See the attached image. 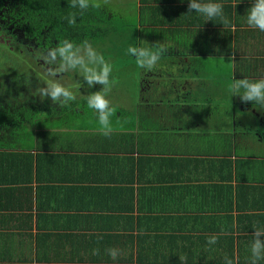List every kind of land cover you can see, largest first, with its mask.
<instances>
[{
	"label": "crops",
	"instance_id": "0c3cea01",
	"mask_svg": "<svg viewBox=\"0 0 264 264\" xmlns=\"http://www.w3.org/2000/svg\"><path fill=\"white\" fill-rule=\"evenodd\" d=\"M98 2L135 26L125 38L166 46L164 64L139 80L115 67L110 136L85 101L102 86L74 82L80 102L53 127L31 141L0 131V264H248L264 227V110L228 86L264 78L252 0H223L232 26L189 13L188 0Z\"/></svg>",
	"mask_w": 264,
	"mask_h": 264
},
{
	"label": "clouds",
	"instance_id": "9594fccd",
	"mask_svg": "<svg viewBox=\"0 0 264 264\" xmlns=\"http://www.w3.org/2000/svg\"><path fill=\"white\" fill-rule=\"evenodd\" d=\"M98 0H71V7L79 10L78 13H71L67 17L69 24H75L77 15L90 7L99 8ZM189 13L203 17L205 21L219 19L224 26H232L224 15L223 0H188ZM246 25L259 32H264V0H252L245 16ZM166 46H158L152 50L147 42L144 46H129L126 55L134 58L137 67L143 72H154L162 68L161 60ZM46 64L55 65V69L49 72L50 76L57 73H74L82 77L83 81L91 88L95 84L101 85L99 91H95L85 97L87 107L91 109L98 122V131L105 137L110 136L114 131L112 118L115 114L107 98L111 92L114 80L112 79L113 67L105 59L104 55L88 41L76 43L65 39L60 41L56 47L47 50L42 57ZM231 96H239L242 102H250L254 108L264 110V78L234 79L228 86ZM39 95L49 98L54 104L67 105L76 100L73 90L55 79L48 80L46 86L41 88ZM253 239L248 247V264H259L264 260V227L254 229ZM208 245H215L217 237L211 236L207 241ZM107 255L116 260L120 255L117 248L106 249ZM99 254L98 249L93 250V255ZM224 264H235V261L227 256Z\"/></svg>",
	"mask_w": 264,
	"mask_h": 264
},
{
	"label": "trees",
	"instance_id": "16d2710c",
	"mask_svg": "<svg viewBox=\"0 0 264 264\" xmlns=\"http://www.w3.org/2000/svg\"><path fill=\"white\" fill-rule=\"evenodd\" d=\"M78 11L71 7V0H0V33L10 38L15 50L30 47L33 54L44 62L42 57L46 55L47 50L56 47L62 40L69 39L76 43L88 41L97 47L101 45L103 37L115 33L112 23L121 25L123 35L128 28H135L115 20L112 22L101 7H90L82 15H77L75 24H69L67 22L69 14ZM99 35L100 39L97 38ZM126 40L128 46H139L140 42H133L127 38ZM124 48L128 49L126 46ZM3 53L4 51L0 55H4ZM161 64H164L162 60ZM47 65L55 68V65ZM11 74L14 76V72ZM15 83V78L10 80L5 77L4 85L0 86V131L7 132L6 136L15 141V136L26 141L33 140L35 131L53 127L54 117H60L63 112H72L71 108L80 102L79 94L75 101L63 105L58 111L59 106L46 107L40 102V97L33 93L35 89L27 94L22 89L18 94L13 90L17 88ZM42 157L43 155H37V165Z\"/></svg>",
	"mask_w": 264,
	"mask_h": 264
},
{
	"label": "rangeland",
	"instance_id": "374dc122",
	"mask_svg": "<svg viewBox=\"0 0 264 264\" xmlns=\"http://www.w3.org/2000/svg\"><path fill=\"white\" fill-rule=\"evenodd\" d=\"M125 1L127 0H102V3H106L107 6H111L119 5L121 3L124 4ZM103 7L104 6H102V8ZM116 22L123 21L117 20ZM112 24H114L112 27L113 29H115V33H109L105 37H103V39H101L103 40L101 42V45L97 46L96 48L104 55L105 59L111 63L113 67L112 79L114 80V82L124 79V77H119L122 75L117 74L115 71V67L122 66L126 67L127 73H129L131 76H134L135 78H138L139 80L140 69L137 67L134 58L126 55L127 50L124 47L129 46L128 40H126L125 35H123V31L120 30L121 25H119L118 23ZM97 38L100 39L101 35H99ZM12 46L13 43L10 38L0 33V53L4 51V55H0V86L4 85L3 83L5 77L9 78L10 80H13V78H15V84L17 88H13L14 91L20 94V90L23 89V92H26L27 94L28 92H31L35 89V92L33 91V93H36V95H38L41 99L43 98L39 95L40 89L46 86V82L48 80L54 78H56L55 80H58L67 87L68 85H70V82H74V87L76 84H80L86 87L88 86L83 81L82 77L77 74H71L70 76L69 74L64 73L66 74L67 81H64L65 77L63 73V76H61L60 78L58 77L61 73H57L55 77L50 76L49 71H53L55 68L50 67L38 57H36L35 54H33L32 48L26 47L15 50V48H13ZM28 62L32 63L33 65L29 64ZM13 72L14 76L11 74ZM35 72H37L38 74H36ZM131 85L132 84L129 82L127 84H124L121 88L131 89ZM93 86L98 87L99 84H95ZM115 87L116 86L113 85L111 91Z\"/></svg>",
	"mask_w": 264,
	"mask_h": 264
},
{
	"label": "flooded vegetation",
	"instance_id": "af4514ba",
	"mask_svg": "<svg viewBox=\"0 0 264 264\" xmlns=\"http://www.w3.org/2000/svg\"><path fill=\"white\" fill-rule=\"evenodd\" d=\"M1 30V29H0Z\"/></svg>",
	"mask_w": 264,
	"mask_h": 264
}]
</instances>
